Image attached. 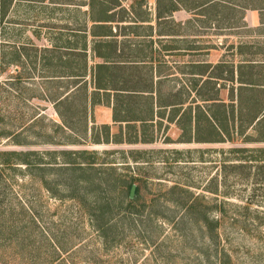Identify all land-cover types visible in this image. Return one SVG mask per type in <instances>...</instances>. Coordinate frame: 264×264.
<instances>
[{
  "label": "rangeland",
  "instance_id": "1",
  "mask_svg": "<svg viewBox=\"0 0 264 264\" xmlns=\"http://www.w3.org/2000/svg\"><path fill=\"white\" fill-rule=\"evenodd\" d=\"M53 1L58 2L0 0V150L24 151L29 161L0 164V217L6 218L8 203L18 201L24 223L22 246L6 244V226L0 227V264H6V252L11 254L8 264H44L55 248L57 257L48 264H264V150L258 149L264 141L244 142L235 136L186 146L165 143L160 135L155 142L132 145L137 148L133 154L143 156L136 161L122 151L130 146L126 143L90 142L80 109L66 110V102H53L62 90L54 84L67 83L52 79L55 64L18 59L23 29H29L27 42L33 43L41 21L51 25ZM109 1L116 0L103 4ZM182 1L189 5L193 0ZM154 2L134 0V14L145 17ZM56 20L54 13V24ZM234 31L220 30L218 38L254 33ZM24 47L34 54L33 46ZM60 66L59 73L67 72L66 64ZM55 108L70 126L61 123ZM96 114L91 119L96 121ZM52 149V169L41 168L39 161L51 158L45 150ZM61 149L95 150L68 156L94 160L91 184L83 182L85 170L63 167ZM130 175L139 180L127 208L129 189L121 183ZM105 221L101 231L95 229L94 223ZM43 235L51 236V245Z\"/></svg>",
  "mask_w": 264,
  "mask_h": 264
},
{
  "label": "crops",
  "instance_id": "2",
  "mask_svg": "<svg viewBox=\"0 0 264 264\" xmlns=\"http://www.w3.org/2000/svg\"><path fill=\"white\" fill-rule=\"evenodd\" d=\"M219 1L226 6H217ZM172 2V8L170 1L163 8L154 2L148 15L137 17L134 0L109 1L103 8L92 0L53 1L51 25L42 20L33 43L23 29L19 62L55 64L52 79L67 83L54 84L62 90L53 102L82 111L90 142L130 145L122 150L130 159L143 158L133 154V144L160 135L165 143L186 146L235 136L264 141V0ZM238 28L254 33L218 38L220 30ZM24 45L33 46L34 54ZM60 64L67 72L59 73Z\"/></svg>",
  "mask_w": 264,
  "mask_h": 264
},
{
  "label": "trees",
  "instance_id": "3",
  "mask_svg": "<svg viewBox=\"0 0 264 264\" xmlns=\"http://www.w3.org/2000/svg\"><path fill=\"white\" fill-rule=\"evenodd\" d=\"M105 0H96V4L92 2V5L95 4V7H105L106 5L103 4ZM165 0H156V6H159V3H162ZM170 1L171 5H169L170 8L174 7V2H172L173 0H167ZM179 3V0H176ZM206 0H193L190 4L192 6H198V5H202V3H205ZM217 6H226V4L224 2H217L216 4ZM168 7V6H167ZM169 9V8H168ZM64 101H67V97H64ZM81 115H82V111ZM58 114L60 115L61 118V123L65 126H70L71 123L69 122L68 118L65 117V115L62 114V112H59L58 110ZM84 119V118H83ZM97 135H92L91 136V140L92 141H98L97 140ZM235 147V146H234ZM235 148H245L244 146H239V147H235ZM258 149L264 150V146H258ZM55 150H45V153H47L49 156H51L50 159H48L47 161H39V165L41 168H46L47 170L52 169L51 165L52 163H54L55 161L53 160V155L52 152H54ZM61 151L63 154H65L62 163H63V167H65V169H72V168H78L81 170H85L86 177H83V182H86L88 184H91L93 182V176L92 173L94 172L93 170L96 169L95 167V162L92 159H85V160H75L74 157H68V156H74L78 153L81 152H91L94 153L95 150H89V149H76V150H71V149H61L59 150ZM107 151V150H102ZM26 152L24 151H20V150H15V149H1L0 150V164L3 165H12L14 163H28V158H26ZM52 159V160H51ZM131 160L136 161V158H131ZM146 160V159H143ZM48 163V164H47ZM264 163V162H261ZM263 165V164H260ZM75 180H79L80 179H76ZM136 180H139V177L137 175H130L128 180H125L121 183V187H125L127 189H129L130 184ZM44 185H46V190L48 192H50L51 194H54L53 190H52V186L48 185L46 181L43 182ZM64 183V182H63ZM122 190V189H121ZM137 191V187L134 188V192ZM95 198V197H94ZM130 201L131 199L129 198V195H127V205L126 207L128 208L130 206ZM17 212H16V211ZM129 211V210H128ZM131 211V210H130ZM22 212V205L18 203V201L13 202V203H8L6 205V218L4 217H0V227L2 226H6V244L7 243H13L14 245H18V246H22V244L24 243V235H23V230L22 228H24V223L23 220L20 216ZM1 213V211H0ZM105 222H97L94 223V227L96 230L101 231L103 224H105ZM43 238L46 239V242L51 245V243L48 240L52 241L51 236L48 235V238L45 237V235H43ZM53 245L57 247V243L54 242L53 240ZM53 248V247H52ZM57 253L58 251L53 249V252L50 254H47L46 257H44V264H48L49 262H51L53 259H55V257H57ZM11 255L10 253L6 252V264H8L7 262V258L8 256ZM36 257H38V255H36Z\"/></svg>",
  "mask_w": 264,
  "mask_h": 264
},
{
  "label": "water",
  "instance_id": "4",
  "mask_svg": "<svg viewBox=\"0 0 264 264\" xmlns=\"http://www.w3.org/2000/svg\"><path fill=\"white\" fill-rule=\"evenodd\" d=\"M134 188H135V184H134V182H132V183L130 184V187H129V192H128V195H129V196H131V195L133 194V192H134Z\"/></svg>",
  "mask_w": 264,
  "mask_h": 264
}]
</instances>
